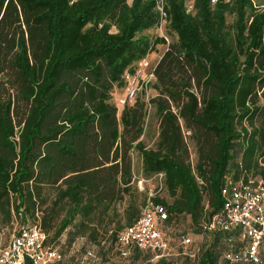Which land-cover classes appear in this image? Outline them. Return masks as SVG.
<instances>
[{
	"label": "trees",
	"instance_id": "trees-1",
	"mask_svg": "<svg viewBox=\"0 0 264 264\" xmlns=\"http://www.w3.org/2000/svg\"><path fill=\"white\" fill-rule=\"evenodd\" d=\"M155 1L0 0V228L37 224L48 245L67 232V244L109 239L117 248L147 201L140 174L172 198L150 197L167 214L162 235L170 240L162 227L188 215L204 239L191 251L179 235L181 264L235 263L226 252L248 240L209 224L223 212L222 187L264 184V2L165 0L171 40L157 31ZM159 46L147 86L155 94L146 99L142 88L118 105L124 74ZM142 249L159 253L132 244L127 255ZM263 249L261 261L240 264H264Z\"/></svg>",
	"mask_w": 264,
	"mask_h": 264
},
{
	"label": "built area",
	"instance_id": "built-area-1",
	"mask_svg": "<svg viewBox=\"0 0 264 264\" xmlns=\"http://www.w3.org/2000/svg\"><path fill=\"white\" fill-rule=\"evenodd\" d=\"M217 1L210 0L211 3ZM155 11L159 18L160 35L167 39L162 32L167 24L165 0L155 1ZM147 66H149V61L144 59L134 73L124 74L126 85L123 94L116 97L118 105L132 102L142 88L147 90L148 83L153 78V66L147 77L143 75L142 69ZM162 176L163 173H158L155 177L160 181ZM221 192L225 198L222 206L223 212L213 218L209 228L218 226L223 230L238 229L241 237L248 240L240 250L226 252V257L234 261V264L247 260L261 261L259 245L264 241V184L253 179L248 182L237 180L222 187ZM166 217L164 207L148 198L141 207L137 220L119 232L116 243L120 254L127 255L132 244L140 248L158 249L159 255L168 254L169 241L162 235L159 224ZM45 239L46 234L39 225L28 223L19 225L10 240L0 247V264H46L59 260L62 256L61 252L58 248L46 244ZM187 241L189 240H183V242ZM84 259L92 261L97 259L96 251L91 247L86 248L81 262Z\"/></svg>",
	"mask_w": 264,
	"mask_h": 264
},
{
	"label": "rangeland",
	"instance_id": "rangeland-1",
	"mask_svg": "<svg viewBox=\"0 0 264 264\" xmlns=\"http://www.w3.org/2000/svg\"><path fill=\"white\" fill-rule=\"evenodd\" d=\"M258 1L264 2V0H255V2ZM233 19H234V15L227 16L228 23ZM157 31L159 34L161 33L160 30ZM162 32L167 36L168 39L172 40V36L169 35L166 27H163ZM157 49H158L157 52L154 55H150L148 59L149 66L142 69L143 75L146 77L149 74L151 66L154 65L156 59L159 57L161 52H163V47L159 46ZM154 94L155 91L149 86L145 91V98L148 99ZM143 129L144 130L141 138L145 143V145L149 147L153 144L157 132V116L155 115L153 108L149 111V113L146 116L145 125ZM188 145H189L191 158L195 160L196 154H195L194 145L190 140H188ZM132 159L134 165L138 164L139 157L136 151L132 153ZM136 175H138V177L136 178L135 185L137 188V193L139 194L138 198L140 200L143 199L142 193L146 195L145 200H147L152 196L161 197L168 201L172 200V198L168 195L165 189H162L157 192V180L153 176L143 178L141 177L140 174H136ZM138 178L141 179L143 178V181H141V183H139V181L137 182ZM169 223L170 224H167L166 227H162V230L165 233L166 237L170 239L168 240L170 241V244H169V248L167 249V252L169 253L165 255L166 261L169 262L168 264H181L179 260L186 255L181 252V248L177 243V241H179L178 240L179 235L181 233H187L190 236L191 241L188 242L185 248L186 249L190 248L191 251H193V248H196L195 245L196 243L194 242L200 241V239L203 238L193 234L195 228L192 226L190 217L188 215H181L180 217L171 220V222ZM18 228H19L18 221H13L12 224L10 223L5 227L0 228V247L5 245L10 240L11 235L15 231H17ZM66 233L67 232H64L61 235L57 243L49 244L53 247L58 248L62 252L63 258L57 261L56 260L50 261L46 264H79L81 262L80 260L82 259V255H83L82 250L84 247L87 246H93L96 249L97 259L95 261L84 259L81 262V264H155L156 260L159 258L158 257L159 253L157 254V250H147V249L146 250L142 249L141 254L138 258L133 257L132 255L133 251L130 252V255L122 256L119 254L115 242L110 241L109 239H103L99 243H94L92 241H88L86 238L79 237L76 240H74L71 244H67L65 242L67 236Z\"/></svg>",
	"mask_w": 264,
	"mask_h": 264
},
{
	"label": "crops",
	"instance_id": "crops-1",
	"mask_svg": "<svg viewBox=\"0 0 264 264\" xmlns=\"http://www.w3.org/2000/svg\"><path fill=\"white\" fill-rule=\"evenodd\" d=\"M197 236H199V237H201V238H203L201 235H199V234H196ZM204 241V239H200V241H195L194 243H196L195 245L196 246H199L200 245V243H202Z\"/></svg>",
	"mask_w": 264,
	"mask_h": 264
}]
</instances>
